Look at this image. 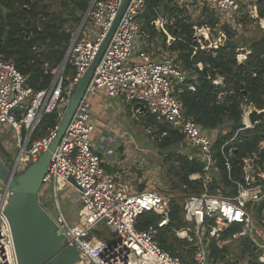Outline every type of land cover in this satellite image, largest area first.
I'll use <instances>...</instances> for the list:
<instances>
[{"label": "built area", "instance_id": "built-area-1", "mask_svg": "<svg viewBox=\"0 0 264 264\" xmlns=\"http://www.w3.org/2000/svg\"><path fill=\"white\" fill-rule=\"evenodd\" d=\"M123 1L90 0L81 22L72 33L63 60L52 70L53 78L43 89L34 90L28 86L27 76L18 70L13 61L0 56V130L11 133L17 149L12 162L8 163L13 176L36 161L50 145L72 93L92 62ZM173 1L185 6L198 0ZM203 1L226 17L238 12L248 13L251 18L259 17L258 0ZM147 2L129 0L94 67L85 93L43 177V185L52 189L49 195L52 209L42 204L64 237L65 245L77 249L80 260L73 264H208V251L203 242L205 231L207 239L218 240L222 232L234 223L241 227L229 239L249 236L258 251L257 261L264 264V239L258 241L253 220L255 206L259 207L264 199V169L258 163L260 157L257 152H253L241 159L242 175L234 181L233 194H213L207 191L208 177L215 166L214 137L194 120L185 117L174 86L185 83L187 75L174 63L169 50L159 47L156 51H147L145 48L146 42L141 39L145 32L140 17L146 10ZM88 21L95 27V34L91 39H82ZM166 23L167 19L160 15L151 21L155 29L166 34L168 40L166 38L165 41L170 44L175 37L167 31ZM67 64L71 68L70 74L65 73ZM213 83L222 85V78L218 76L213 79ZM187 87L191 91L195 90L191 83ZM221 94H218V98ZM91 96L115 97L134 103L136 114L144 111L140 106L143 104L145 110L159 123L180 129L186 144L185 148L179 150L180 153L190 149L201 152L202 171L191 173L189 178L201 181L205 190L185 196L183 217L193 226L176 231L182 238L186 237L188 231L194 232L198 248L191 261H183L179 255H172L155 240L157 227L169 221L171 195L149 188L134 191L120 183V175L104 169L102 154L94 142L99 120L93 111ZM252 107L250 103L242 105L243 126L240 130L252 127L248 122V113ZM52 112L56 113L57 123L42 135L35 136L42 118ZM146 130L151 133L150 127ZM100 139L104 143L105 157L112 161L120 136L104 129ZM231 140L222 146L224 165L228 171L232 168L234 152L233 146L229 145ZM226 145L229 146L224 150ZM262 147L264 141L260 142ZM192 156L190 154V158ZM70 177L77 187L72 186ZM60 185H63L62 188ZM67 187L76 190L80 203L75 221L67 219L58 199L59 193ZM10 193L8 187L0 190V264H18L11 225L4 212ZM144 211H154L160 215L157 226L148 225L143 230L137 228V217ZM206 219L210 221L207 226ZM261 222L264 223V219ZM97 226L101 228L94 232ZM102 229L114 239L108 241Z\"/></svg>", "mask_w": 264, "mask_h": 264}, {"label": "trees", "instance_id": "trees-1", "mask_svg": "<svg viewBox=\"0 0 264 264\" xmlns=\"http://www.w3.org/2000/svg\"><path fill=\"white\" fill-rule=\"evenodd\" d=\"M89 3L90 0H0V56L13 61L18 70L27 76L28 86L34 90L45 88L53 78L52 70L63 60L72 33L81 22ZM203 6L209 10L205 23L215 27L219 18L225 21L221 26L226 34L223 43L215 47L201 48L193 36V24L185 21L184 17H178L183 9L173 0H148L146 10L140 17L145 32L141 39L146 42L147 51H156L159 47L167 48L174 63L186 72V82L174 86L182 102L184 115L214 137L215 166L208 177L207 191L226 195L235 192L234 181L242 175L240 162L243 157L257 152L260 157L258 163L264 169V147L260 148V142L264 141V120L240 130L243 126L242 105L250 103L257 109L264 108V33L248 39L240 38L234 25L245 19H257L251 18L245 12L235 13L225 19V15L207 3ZM257 9L259 16L264 17V0L258 1ZM158 15L174 18L171 25H166L167 31L175 37L170 45H166V34L151 24ZM240 47L249 51L242 61L237 58ZM65 73H71L69 64L65 67ZM218 76L222 78V85L213 83V79ZM188 83L193 84L194 91L188 89ZM138 115L145 127L144 131L147 132L146 127L152 129L151 133H147L155 148L165 153L161 165L151 170L165 178L168 186L164 193L171 195L169 221L162 227H157L155 240L172 255H179L183 261H191L198 248L197 238L193 231H188L184 238L179 237L176 231L193 226L183 217V201L186 195L205 190L201 181L189 178L191 173L202 171V154L196 149L180 153L179 150L186 147L180 129L167 123H159L148 110ZM56 123L55 112L46 114L35 136L42 135ZM229 140V145L234 148L230 171L224 165L222 149ZM118 148L116 145L117 151ZM190 154H193L191 158ZM7 161L12 162L10 158ZM117 163L113 165L112 162L103 161L102 165L107 172L124 176L126 171L119 168ZM146 167L141 165L140 168L129 167L128 170H137L139 177L144 176L143 172H148ZM145 178L132 190L146 189L149 179ZM49 187L43 185L40 194L47 193ZM263 207L264 199L259 207L255 206L256 213L259 214ZM160 219V215L154 211H144L138 215L136 226L140 230L148 225L157 226ZM209 222L206 219L205 226ZM240 227L238 223L232 224L222 232L218 240L207 239L205 231L203 242L206 243L208 262L220 261L225 254H232L231 247H236L235 260L247 259L249 264H262L257 261L258 251L249 236L229 239ZM104 236L108 241L114 239L108 232Z\"/></svg>", "mask_w": 264, "mask_h": 264}, {"label": "water", "instance_id": "water-1", "mask_svg": "<svg viewBox=\"0 0 264 264\" xmlns=\"http://www.w3.org/2000/svg\"><path fill=\"white\" fill-rule=\"evenodd\" d=\"M128 3L129 0H124L121 4L92 62L72 93L58 124L56 135L48 148L39 155L36 161L30 163L15 176H13L11 167L6 162V158L0 154V190L8 187L11 191L4 212L11 225L18 264H73L80 260L77 249L65 245L64 237L40 201L39 193L52 154L85 93L94 67L100 60ZM80 28L81 25L78 30ZM140 106L142 110H145L143 104ZM262 120H264V108L252 107L248 113L249 124L254 126ZM69 181L74 188L77 187L71 177Z\"/></svg>", "mask_w": 264, "mask_h": 264}, {"label": "rangeland", "instance_id": "rangeland-1", "mask_svg": "<svg viewBox=\"0 0 264 264\" xmlns=\"http://www.w3.org/2000/svg\"><path fill=\"white\" fill-rule=\"evenodd\" d=\"M205 4L206 3L203 0H198L192 4L185 5L188 7L180 5V7L183 10H182V13H179L178 17H184L185 21L192 23L193 24L192 25L193 36L195 37L197 43L202 48H209V47H215L219 43H223L224 40L226 39V34L221 29V26L224 24L225 21L223 19L219 18L215 27H211L210 24L205 23L208 19L207 14L209 13V10L203 6ZM84 13H83L82 17L84 16ZM160 16L167 19L166 24L171 25L173 23V20H174L173 17L168 18V16H163V15H160ZM226 18L227 17H225V19ZM238 18H240V17H238ZM259 18H261L263 20L260 21ZM253 19H257V21L256 20L250 21V20L245 19L244 21H242V23L234 25V27L238 30L237 33H238V36H240V38L244 37V38L248 39L250 37L259 36L261 33H264V17L259 16L258 18H253ZM94 34H95V27L93 26L91 21H88L86 26H85V29L83 31L82 39H91ZM171 36H173V35L171 34ZM166 38H167V36H166ZM167 40H168V38H167ZM166 45H170V44H168L166 42ZM237 52H238V54H237L238 60L242 61L243 59L246 58V55L249 51L245 47H240L237 50ZM103 99H105L106 100L105 102H108L109 105H111L113 102H115V104H118L117 106L121 110V111L120 110L117 111L116 108H112L110 106V112H114L110 116V120H111L110 124L117 123V124H121V125L124 124V125L128 126L130 133L133 134V136H137V138H138V139L137 138L135 139V137H134L136 145L138 147H141L142 150L147 149L148 152L150 151L149 153L144 155V159L147 160V163L149 164L148 167H146L147 168L146 170L148 172H143V170H142V172L144 173L143 174L144 177H148V179H149L147 182V188L156 189V190L164 193L167 190V186H168L166 184L165 178H163V176L161 174H158V173L156 174L153 171L154 167H156L160 163H162L163 158L165 156L164 151L160 150V152H159L155 148L152 138L150 139L149 134L144 131L145 127L141 124L139 115L136 113L133 114V111L131 109L132 108L131 104H128L126 101H124L121 98L104 97ZM116 111H117V114H116ZM133 115H136V117L139 118V120L135 119V116H133ZM146 129H147V127H146ZM151 132H152V129H151ZM114 133L119 135L116 132H114ZM120 137H122V136L120 135ZM142 139L144 141H141ZM137 140L143 142L144 145H142L141 143H138ZM144 146H147V147H144ZM97 148H98V152L102 154L101 158L104 161H108V159L105 157V154H104L105 149H104V143L102 142V140L97 141ZM16 151H17V149L14 145L13 136L11 135V133L9 131L7 132V131H1L0 130V154L4 158H6V160H8L10 158V161H12L13 157L16 154ZM114 152H115L114 159L112 161H108V163L112 162V164L114 165L115 163L118 162L117 163L118 167L125 170L124 169V167H125L124 162L123 161L120 162V160H119V157L121 158V156L119 155L118 151L117 152L114 151ZM140 159H141V157H140ZM133 163H136V162H133ZM139 164L141 166L142 162L136 163L135 167L140 168V166H138ZM151 169H153V170H151ZM135 172H137V170H135ZM161 172H162V170H161ZM126 179H127V177H126V175H124V176H121L119 181L121 184L125 185L129 189H132L133 186L137 187L140 184V183L136 182V183H134V185H132V183L128 182ZM145 179L146 178H144L143 180H145ZM48 191H47V193L42 192L41 194H39V199L43 204H46L49 208H51L52 203H51V199L49 196L52 193L51 187H49ZM58 199H59L61 208H62L65 216L67 217V219L69 221H75L77 219V212H78L80 205H79V203L74 201L73 193L70 191V188L68 187L65 190L61 191L58 195ZM262 209H264V207ZM263 212L261 210L260 213L258 214L255 212V209L253 211V220H254V224L256 225L254 230H255L256 235L258 236V241H261L264 239V223L261 222V220L264 219ZM99 228H101V227L97 226L96 230L94 232H98V230H100ZM102 230L104 233L107 232L105 229H102ZM230 250H232V254L227 253L223 256V258L220 259V261L217 260V261H215V263L210 261V262H208V264H249L247 259L241 260V261L234 259V252L236 251V247H231Z\"/></svg>", "mask_w": 264, "mask_h": 264}, {"label": "crops", "instance_id": "crops-1", "mask_svg": "<svg viewBox=\"0 0 264 264\" xmlns=\"http://www.w3.org/2000/svg\"><path fill=\"white\" fill-rule=\"evenodd\" d=\"M158 38V36H157ZM134 60L136 61L137 58L134 57ZM103 97H99V96H92L91 97V101L93 103V111L94 113H96L95 115L97 116L98 120H99V125L96 129V132L94 133V142L97 143V141H100L102 139H100L101 134L104 132V129L109 130V132H116L119 134V136L121 135L122 137H120L119 141L117 142V145L119 146L118 148V153L121 156V158L119 157L120 162L123 161L125 164V175L127 177V181L132 183V185H134V183L138 182L140 183L143 178H145L144 176H140L137 177L138 172H135V170H133L132 172H129L128 168H135V164L136 163H141L142 165L146 167V165H149L147 163V160L144 159V155H146L147 153H149L147 151V149L142 150L141 147H138L135 143L134 137L135 139L137 138V136H133V134L130 133V130L128 128V126L126 125H121V124H110L111 120H110V116L111 114H113L114 112H110V106L112 108H116L117 111L120 110V108L117 106L118 104H115V102H113L111 105L108 104V102H105L106 100L103 99ZM128 103V102H127ZM131 104V109L133 111V114H135L134 110H135V104L134 103H128ZM115 106V107H114ZM115 110V109H114ZM116 111V114H117ZM121 111V110H120ZM136 117V115H133ZM138 139V138H137ZM141 141H144L143 139ZM138 141V143H141L142 145L143 142ZM147 147V146H144ZM143 148V147H142ZM141 157V159H140ZM6 162L8 163V161L6 160ZM119 162V163H120ZM136 162V163H133ZM121 165V164H120ZM140 166V164L138 165ZM63 185H60L59 187L62 188ZM135 186H133L134 188ZM132 188V189H133ZM71 192L73 193V197H74V201L78 202L77 200V194H76V190L73 187H70Z\"/></svg>", "mask_w": 264, "mask_h": 264}, {"label": "bare ground", "instance_id": "bare-ground-1", "mask_svg": "<svg viewBox=\"0 0 264 264\" xmlns=\"http://www.w3.org/2000/svg\"><path fill=\"white\" fill-rule=\"evenodd\" d=\"M205 35V34H204Z\"/></svg>", "mask_w": 264, "mask_h": 264}]
</instances>
